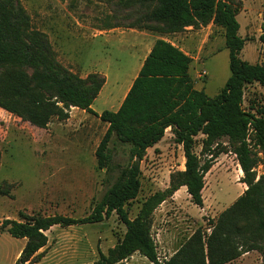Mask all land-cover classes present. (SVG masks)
Masks as SVG:
<instances>
[{
	"label": "trees",
	"instance_id": "1",
	"mask_svg": "<svg viewBox=\"0 0 264 264\" xmlns=\"http://www.w3.org/2000/svg\"><path fill=\"white\" fill-rule=\"evenodd\" d=\"M133 3L140 4L145 12L127 27L169 34L212 22L224 29L231 76L215 96L195 88L189 55L159 38L120 108L96 114L92 104L106 76L92 72L81 77L67 68L57 59L49 36L33 25L21 0H0V107L39 128H47L53 117L68 119L71 107L96 114L108 124L95 151L97 165L110 176L115 170L111 143L116 140L129 149L128 163L118 165V175L110 177V185L87 216L4 219L1 230L27 239L14 264L37 263L44 256L41 249L48 244L46 231L52 226L99 223L113 213L124 223L126 231L113 248L107 253L99 250L98 259L89 264L122 263L137 252L152 264H228L252 251L261 254L264 264V173L257 177L256 153L248 141L252 130L264 154V99L251 107L253 110L243 108L246 85L259 82L264 87V64H253L239 56L246 42L239 34L237 19L242 0ZM259 39L264 43V24ZM168 128L175 142L183 147L185 170L172 178L169 188L149 196L136 217L131 218L126 205L141 190V162L148 148L159 143ZM199 134L206 136L203 152L210 151L212 157L201 159L196 153ZM223 138H227L237 156L246 190L207 227H198L169 259L161 261L152 234L155 210L183 186L187 187L191 201L203 206L205 176L218 156L211 146H219ZM1 156L0 147V165ZM1 193L7 195L9 191L2 187Z\"/></svg>",
	"mask_w": 264,
	"mask_h": 264
},
{
	"label": "rangeland",
	"instance_id": "2",
	"mask_svg": "<svg viewBox=\"0 0 264 264\" xmlns=\"http://www.w3.org/2000/svg\"><path fill=\"white\" fill-rule=\"evenodd\" d=\"M32 17L33 25L45 32L53 44L57 59L81 77L92 72L103 73L107 84L94 102L93 110H116L138 60L145 50L134 34L121 32L97 34V30L127 27L145 12L140 4L129 0H21ZM239 34L246 39L240 57L250 63L264 64V43L259 39L264 24V0H242L237 14ZM140 29V28H139ZM167 36L180 44L191 58L190 75L195 88L215 96L231 76L229 49L225 31L212 22L201 27H185L175 33L140 29ZM264 87L259 82L246 85L243 108L263 102ZM253 110V108L251 109ZM96 114L70 108L69 118L53 117L47 128L0 107V224L4 219L25 220L28 216H87L110 185V177L118 175V165L129 161V149L114 140L111 143L113 165L111 176L98 168L95 151L108 124ZM205 135L196 137L195 151L201 159L212 157L203 152ZM248 141L256 153L257 177L264 173V154L256 144L254 131ZM215 149L213 165L205 176L203 206L191 201L183 187L154 212L152 234L163 257L158 233L177 231L186 241L198 227H207L230 207L246 190L238 172L239 162L227 138ZM210 149V150H211ZM219 151V152H218ZM185 170L182 145L174 140L171 130L147 150L141 162V190L126 208L131 218L139 213L143 202L152 194L171 186L172 178ZM113 180V179H112ZM8 183V184H6ZM10 185V186H9ZM9 193L4 195L1 188ZM126 226L116 213L99 223L70 227L55 226L47 232L44 256L34 264H89L107 253L123 237ZM78 238V239H77ZM74 241V242H73ZM27 242L0 229V264H14ZM234 264H262L261 254L252 251ZM135 253L118 264H149Z\"/></svg>",
	"mask_w": 264,
	"mask_h": 264
},
{
	"label": "crops",
	"instance_id": "3",
	"mask_svg": "<svg viewBox=\"0 0 264 264\" xmlns=\"http://www.w3.org/2000/svg\"><path fill=\"white\" fill-rule=\"evenodd\" d=\"M116 32H121L122 34H125L126 32H128V34H134L138 37V39H140V44L144 47V54L142 56V58H140L138 60V63L136 65V67L134 68L133 70V73L131 75V79L128 81V84L123 92V95H122V98H120L117 102V104H115V109L118 110L125 98V96L127 95L130 87L132 86L133 84V81L134 79L138 76L139 74V71L144 63V60L146 59V57L148 56V54L150 53L154 43L156 42L157 39L159 38H162V39H165L169 42H171L172 44L178 46L180 49H182L185 53V49L180 45V44H176L174 41H172L171 39H169L167 36H159V35H155V34H152L150 32H147V31H143V30H140L138 28H132V27H113V28H110V29H105V30H97V34H110V33H116ZM127 34V33H126ZM101 73V72H100ZM103 74V73H102ZM104 75V74H103ZM107 84V77H106V82L103 86V88L101 89L98 97L102 94L103 92V89L104 87L106 86ZM98 97L95 99V101L98 99ZM94 101V102H95ZM94 102L92 104V109H93V105H94ZM72 108H75V107H72ZM114 110V111H116ZM85 111V110H84ZM169 130H171V128H168ZM167 129V130H168ZM158 145V143L156 144V146ZM151 148V147H150ZM149 149V148H148ZM238 172L241 176H243V171L239 165V168H238ZM243 185H245L244 189L247 188V185L245 183H243ZM185 188H187L186 186H183ZM181 187V188H183ZM180 188V189H181ZM179 189V190H180ZM178 190V191H179ZM164 204V202L162 203ZM161 204V205H162ZM55 226H59V225H55ZM55 226H52L51 228L55 227ZM74 226V225H73ZM76 226V225H75ZM70 227V226H69ZM51 229H49L48 231H50ZM46 231V234L47 232ZM158 237L160 238V241H161V246L162 248H164L166 250V253L163 257H161V255L159 254V259L161 261L163 260H167L169 259L181 246L182 244L185 242H182V236L180 235L179 232L177 231H168V230H161L160 233H158ZM49 238V237H48ZM189 238V237H188ZM78 239V238H77ZM49 242V241H48ZM74 242V241H73ZM48 245V244H47ZM43 249V248H42ZM41 249V250H42ZM158 249V248H157ZM246 254H251V252L249 253H246ZM244 254L242 255L241 257H239L238 259L228 263V264H234V262H236L237 260H243V258H245L247 255ZM133 256V255H132ZM128 260V259H127ZM126 261V260H125ZM149 264H152L150 261H148ZM118 264V263H117ZM236 264V263H235Z\"/></svg>",
	"mask_w": 264,
	"mask_h": 264
}]
</instances>
